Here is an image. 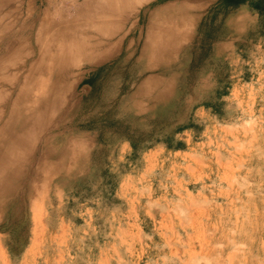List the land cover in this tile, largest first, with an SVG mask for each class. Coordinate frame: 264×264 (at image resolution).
<instances>
[{
    "label": "rangeland",
    "instance_id": "1",
    "mask_svg": "<svg viewBox=\"0 0 264 264\" xmlns=\"http://www.w3.org/2000/svg\"><path fill=\"white\" fill-rule=\"evenodd\" d=\"M33 1L37 12L21 32L25 49L37 53L34 36L40 29L51 33V16L54 25L59 18L71 20L60 24L63 33H75L77 43H84L70 56L64 41L58 44L42 31L45 60L41 53L39 61L26 60L30 67L40 63L34 82L58 75L65 82L41 88L47 92L38 94L51 99L40 100L38 106L50 108L40 115L27 108L36 90L25 89L24 116L35 117L21 118L22 144L31 148L22 146L20 166L6 184L21 198L14 205L4 199L0 209V264H264V0ZM152 42L173 55L152 53ZM51 57L66 68L47 70L44 62L53 64ZM165 60L175 67L168 64L170 70ZM116 67L119 77L108 79ZM167 69L165 74H177L161 78H175L168 94L174 105L155 113L128 87L142 85L148 70ZM138 71L142 76L135 81ZM116 82L119 89H106ZM111 96L114 107L107 110ZM122 98L126 110L117 108ZM129 99H138L146 112L128 110L136 106ZM57 135L60 143L78 141L62 142L64 151L47 162ZM7 139L19 142L13 134ZM70 148L84 156L72 159L66 151L67 162L79 167L65 175L61 166ZM11 154H0V160L9 161ZM26 187L32 192L22 197Z\"/></svg>",
    "mask_w": 264,
    "mask_h": 264
},
{
    "label": "bare ground",
    "instance_id": "2",
    "mask_svg": "<svg viewBox=\"0 0 264 264\" xmlns=\"http://www.w3.org/2000/svg\"><path fill=\"white\" fill-rule=\"evenodd\" d=\"M111 1V3H113L112 1L113 0H110ZM117 1V0H116ZM145 1V0H144ZM90 2V1H89ZM122 2V1H121ZM128 2L130 3V0H128ZM135 2H139L138 0L136 1H134L133 3L135 4ZM147 2V1H146ZM115 3V2H114ZM127 3V2H126ZM59 4V3H58ZM61 4V3H60ZM117 4V3H116ZM119 5H120V2H119ZM123 5V4H122ZM128 6V5H127ZM133 6V5H132ZM35 7H36V5H35V3H34V1L33 0H0V36L3 38V39H0V120L1 119H3L4 118V121L0 124V154H2V158L3 159H6L5 157L8 155V154H10V153H12L13 154V156L15 157V159H16V161H14L13 163L11 162L13 159H11V158H14L13 156H12V154L11 155H9L11 158V161H10V159H9V157H8V159H9V161L8 160H4V162H2L1 160V163L3 164V166L2 167H4V169L3 168H1L0 167V191L3 193L2 195L0 194V209H3L4 208V205L6 204V202L7 201H13V205L14 204H18V202H19V200H20V198L21 197H19L20 195H18L17 194V196H16V193L13 191V190H9V187H8V189L6 188L7 186H6V184H7V182H8V180H10V181H13V179H12V177H13V169L14 168H18L20 165V158L19 157H17L18 155H19V153H21L20 152V150H23V147L22 146H24V145H28L29 143H25V144H22L23 143V141H24V138H23V133H24V128H23V125L25 124L24 122H22L21 121V118H24L25 116H24V114L25 113H23V105H25V99H24V97L26 96L25 95V89H31V88H33V89H35L36 90V92H35V94L36 95H34V96H32L33 97V99L29 102V106L27 107V108H30L31 110H32V112H33V114L35 115V113H37V112H45V113H48L49 111H50V108L49 107H43V104L44 103H41L39 106H38V104L40 103V100L41 99H43L44 98V100H46V99H48V98H50L51 99V97H49V95H51V94H48V96H42V95H39L38 93L40 92V94H41V91H43V92H47V89H41V88H43V87H48V86H52V89L54 88V87H60L61 85H62V83L63 82H65V79H61V77H60V75H58L57 77H56V80L54 81V80H51V81H48V79H50L49 77H47V76H44V78L42 79V81L43 82H34L35 81V79H34V77H39L40 75V73H38V68L40 67V63H38V61L40 60H38V57H39V55H38V57H37V54H40L41 55V57L43 56L42 54H46V52H44L45 50H46V48H44L43 49V46L45 45V43H44V45H43V41H42V39H41V35L43 36V38H45L44 37V33L46 34L45 36H46V38H47V36H48V38L47 39H53V38H55V39H57V42H58V44L60 43L59 41H61L62 43H63V41H64V47H62V48H64L65 50H67V53L70 55V54H74V53H77L78 51L80 52V49L82 48H80V49H78L81 45H83V43L84 42H80L79 44L77 43V41H80V39H77L76 40V37H75V33H71V34H67V33H63V32H65V29H66V26H63V25H66L65 23H67L68 25H69V21H71V20H67V18L66 19H64V24L62 23V21H63V19H62V21H61V18H59L60 19V24L62 23L63 25H60L59 23H57L58 22V20L56 21V25H54V24H52L53 23V21H52V17L53 16H51V18H50V21H48V22H50V27H51V29H50V32L51 33H48V32H46V30H44V29H40V30H38V34L37 35H35L34 37V39H35V43H37V45H38V50H39V52H38V50H37V53H36V51L35 50H33V49H28V48H24V46L23 45H25L24 44V42H22L23 40V38H22V34H21V32H22V28H24V25H23V23L24 24H28L30 21H28L29 19H30V15L29 14H31V13H36L37 11H36V9H35ZM75 7V4H74V6H73V8ZM62 8V7H61ZM66 9H67V11L69 10L70 11V8L68 9L67 7H66ZM128 9V8H127ZM48 13V12H47ZM50 13V12H49ZM71 13V12H70ZM24 15H26L27 16V18L26 17H24ZM47 15V14H46ZM49 16V15H48ZM46 17V16H45ZM32 19V18H31ZM32 21H34V19L32 20ZM51 21H52V23H51ZM55 21V20H54ZM73 21V20H72ZM69 22V23H68ZM100 22H101V20H100ZM99 22V23H100ZM60 26H58V25ZM159 25H161V24H159ZM65 27V28H63V27ZM58 27V28H57ZM92 28H93V26H92ZM91 28V29H92ZM75 29V28H74ZM90 29V28H89ZM89 29H88V31H89ZM90 29V30H91ZM76 30V29H75ZM93 30V29H92ZM42 31H43V34H42ZM77 31V30H76ZM98 31V30H97ZM151 35V34H150ZM168 35V34H167ZM170 35V34H169ZM77 36V35H76ZM82 36V35H81ZM81 36H80V38H81ZM153 36H155V34L153 35ZM83 37V36H82ZM85 37V36H84ZM151 37V36H150ZM45 38V39H46ZM78 38H79V35H78ZM169 38V37H168ZM46 39V40H47ZM68 39V40H67ZM85 39V38H84ZM146 39H147V37H146ZM149 39V38H148ZM148 39H147V41H148ZM156 39H157V37H156ZM41 40V45H40V43H39V41ZM150 40V39H149ZM153 40V39H152ZM159 40V39H158ZM50 41V40H49ZM84 41V40H83ZM154 41H157V40H154ZM158 43H159V41H157ZM50 42H48V44H49ZM153 43V42H152ZM157 43V44H158ZM146 44H151V43H149V41H148V43H146ZM154 44V45H153ZM152 45V50H155V52L153 51L152 53H156V52H158L160 55H162V56H165V55H167V54H169V55H173V51H171V50H169L168 49V47H164L163 45L164 44H162L161 46H163L164 48H160V50L158 49V48H156L157 47V45H156V42H154ZM36 45V46H37ZM43 45V46H42ZM50 45V44H49ZM61 45V44H60ZM78 45V46H77ZM42 46V47H41ZM66 46V47H65ZM129 46V45H128ZM150 46V45H149ZM168 46V45H167ZM45 47V46H44ZM147 46H145V48H146ZM159 47H160V45H159ZM75 49H78V50H75ZM147 49V48H146ZM81 50H83V49H81ZM178 50V49H177ZM177 50L175 51V54H177ZM62 51V52H61ZM61 51H59V52H61V53H63V54H65V52L66 51H63V50H61ZM74 51H76V52H74ZM20 52H22V55L20 56ZM74 52V53H73ZM57 53V52H56ZM144 54V53H143ZM147 54V53H146ZM157 54V53H156ZM156 54H154V55H156ZM133 55V54H132ZM150 55V54H149ZM154 55H151L150 57L151 58H153V56ZM36 56V60H38V61H36V64H33V66L32 67H30V65H27V59L28 58H30L31 60L34 58ZM68 56V55H67ZM71 56V55H70ZM73 56H75V55H73ZM72 56V57H73ZM77 56H78V54H77ZM77 56H75V57H77ZM127 56H131V54H128ZM184 56H187L186 54L184 55ZM183 56V57H184ZM52 57H53V55H52ZM51 57V58H52ZM57 57V56H56ZM61 57H64V56H61ZM71 57V58H72ZM75 57H73V58H75ZM145 57H146V55H145ZM13 58H14V60H13ZM44 57H42V59H43ZM54 58H55V55H54ZM52 58L51 60H52V62H53V64H50L49 62H48V59H47V61H45L44 63H46V64H48V66L46 67L47 68V70H53V71H58V70H61V68L63 67H65L66 68V64H64L65 66H62V64H60L59 65V62L57 61V60H55V59H57V58H60V57H57V58ZM73 58L72 59H70V60H73ZM181 58H182V56H181ZM186 58V57H185ZM50 59V58H49ZM62 59H64V58H62ZM61 59V60H62ZM16 60H17V62H16ZM44 60H45V58H44ZM61 60H60V62H61ZM67 60V58L65 57V59H64V61H66ZM77 60V59H76ZM131 59L129 58V57H126L125 58V62H129ZM153 60V59H152ZM11 61V62H10ZM12 61H14L13 63H12ZM34 61V60H33ZM42 61V60H41ZM178 61H180V60H178ZM186 60H184L183 59V61H182V63L185 65V62ZM12 63V64H10V63ZM62 62H63V60H62ZM67 62V61H66ZM70 62V61H69ZM69 62H67V63H69ZM139 62H142L141 60H139ZM139 62H137V63H134V65L137 67V68H139L140 70H141V67H142V64H139ZM165 62H167L166 60H165ZM177 62V61H176ZM21 63V65H19ZM31 63H34V62H31ZM43 63V64H44ZM71 63V62H70ZM171 64L173 63V62H170ZM10 64V65H9ZM25 64L27 65V68H28V66H29V69H27L29 72H27V74H26V72L23 74V66H25ZM169 64V62H167L166 63V66ZM171 64H169V65H171ZM175 64L176 63H174V64H172V65H174V66H167V67H171V68H173V67H175ZM178 64V63H177ZM41 65H42V63H41ZM71 65V64H70ZM60 66H62L61 68H60ZM178 66H183V65H180V64H178ZM71 67V66H70ZM162 67H164V66H162ZM176 67H177V65H176ZM184 67V66H183ZM62 68V69H63ZM151 68H152V66H151ZM170 68V70H172ZM188 67H186V69H187ZM163 69H165V68H163ZM27 70H25V71H27ZM169 69H167L166 71L164 70V72H162V73H160V74H158V72L159 71H153V72H151V70H150V72H149V70L147 71L149 74H147V72H145L146 74H147V77H143L144 79V82H142L143 84L142 85H135L136 84V82H135V84H134V86L133 85H130V87H128V89H133V90H130V94H132V95H134V98H138V99H140V98H145V99H147L148 101H149V105H150V108L156 113V112H158V113H161V112H163V113H166V111H169L172 107H173V105L174 104H172L171 102L173 101V103H174V99H173V97L174 96H169L168 94L169 93H171L172 91L171 90H173V89H171V87H172V85H175V78L173 77V76H177V74H175V75H173L172 73H170V74H165V72H167ZM179 70H180V68H179ZM183 71V70H182ZM187 71V70H186ZM34 72H36V74L34 73ZM139 72V71H138ZM142 71H140L139 73H138V76H136V75H134L133 77H135L136 78V80L135 81H137V78H138V81H139V79H140V76H142V73H141ZM170 72V71H169ZM172 72V71H171ZM179 72V71H178ZM184 72V71H183ZM141 73V74H140ZM144 73V72H143ZM150 73H152V74H150ZM168 73V72H167ZM176 73V72H175ZM180 73V72H179ZM145 74V75H146ZM181 74V73H180ZM148 75H149V77H148ZM165 75H173V76H171V77H167L166 76V78H165V80H166V82H169V80L171 81L170 83H166L165 81H164V79L162 80L161 78H162V76L163 77H165ZM5 76V77H4ZM175 76V77H176ZM7 77V78H6ZM114 77H119L118 75H117V67L114 69V72H113V74L112 75H110V77H108V79H110V78H114ZM173 78V82H174V84L172 83V79ZM180 78H182V74H181V77ZM33 79H34V81H33ZM142 79V78H141ZM142 80V81H143ZM140 83H141V80H140ZM176 83H177V81H176ZM176 86H178V85H176ZM38 87H40V89H37ZM164 87V88H163ZM49 88V87H48ZM106 89H119V85H118V82H116V83H114V84H107V87H106ZM177 89V88H176ZM34 90V91H35ZM46 90V91H45ZM52 91V90H51ZM42 92V93H43ZM54 92V91H53ZM115 93H116V91H114ZM15 93H17V95H15ZM129 93H127V95H129ZM172 93H174V92H172ZM171 93V94H172ZM44 94V93H43ZM46 93H45V95H47ZM170 94V95H171ZM176 94V93H175ZM168 95V96H167ZM42 96V97H41ZM114 97V96H113ZM171 97V98H170ZM105 98V97H104ZM167 98V99H166ZM128 99V98H127ZM138 99H134V100H132V99H129V100H131L132 101V103H135L136 104V106H135V109H132L131 108V104H130V106H127V107H129V109L128 110H130V111H134V112H136V113H138V114H142V113H144V112H146V110H144V107H142L141 105H139V104H137V100ZM170 99H173L172 101H169ZM7 100V101H6ZM4 101V102H3ZM42 101V100H41ZM47 101V100H46ZM49 101V100H48ZM47 101V102H48ZM53 101H54V99H53ZM168 101H169V103H168ZM50 102V101H49ZM48 102V103H49ZM114 100L112 99V96L109 98V100H108V102L107 103H105L104 104V106H103V108H105V109H107V110H110L112 107H114ZM46 103V102H45ZM124 103H126L127 104V100L126 99H124V98H122V102L121 103H118L117 105V108L119 109V110H122V109H125L126 110V108L124 107ZM131 103V102H130ZM170 103H171V105H170ZM33 104H35L34 105V107L35 106H38L37 108L35 107V109H33ZM128 105H129V103H128ZM27 106V105H26ZM26 108V109H27ZM75 108H76V105H74L73 107H71L70 109H72V112H73V110H75ZM23 109V110H22ZM30 110V111H31ZM165 110V111H164ZM26 111V110H25ZM28 111V110H27ZM68 111V110H67ZM148 111V110H147ZM71 112V111H70ZM22 113V114H21ZM28 113H31V112H27L26 114H28ZM148 113H149V111H148ZM157 113V114H158ZM37 114H39V113H37ZM66 114H67V112H66ZM40 115V114H39ZM45 116H46V114H45ZM31 117V116H30ZM33 117H35V116H32L31 118H33ZM43 117V116H42ZM25 118H27V119H30V121H31V118H29V115L28 116H26ZM25 118H24V120H25ZM39 118V117H38ZM176 119V118H175ZM23 120V119H22ZM116 120H117V116H116ZM21 121V122H20ZM247 124V123H246ZM249 124V123H248ZM50 127V126H49ZM48 127V128H49ZM51 128H52V126H51ZM54 128H56V126H54ZM64 129H66V127L64 128ZM64 129L62 130V131H64ZM27 130H29V129H27ZM49 130H51V129H49ZM33 131V130H32ZM52 131H53V129H52ZM56 131V130H55ZM58 132H60V131H58ZM9 134H13L14 136H16L17 137V140L19 141L18 142V144H10L9 143V141H8V139H7V136L9 135ZM60 134V133H59ZM54 135H56V134H54ZM67 136V135H66ZM73 136V135H72ZM52 137V136H51ZM69 137V136H68ZM68 137L66 138V139H68ZM45 138H47V136H45L44 137V139ZM48 138H49V136H48ZM64 138H65V136H64ZM72 139H73V137H71ZM70 138V139H71ZM54 139H55V141H54ZM54 139L52 138V143L51 144H53L52 146L50 145L49 147V151H47L46 153H45V157L46 158H44L43 156H44V154H43V156H42V158L40 159L42 162H43V158L44 159H46L45 161H47V162H49V161H54V160H52L53 158H52V156L51 155H53V154H55L56 152H57V154L59 153V152H63L61 149L62 148H60V150H59V147H60V145H61V143L62 142H67L68 144H69V142H71V140L70 139H68V141L67 140H61L62 142L60 143V138L58 137V135L57 136H55L54 137ZM59 139V140H58ZM62 139V138H61ZM47 140V139H46ZM59 141V143H58V141ZM79 140H80V138H79ZM48 141L50 142V140L48 139L46 142H44V143H47V145H48ZM73 141H78V140H75V138L73 139ZM83 141V140H82ZM65 142V144L67 145V143ZM57 143L59 144V146L57 147ZM77 143V142H76ZM77 144H79V143H77ZM81 144V143H80ZM96 144V143H95ZM26 145V147H28ZM46 145V144H45ZM42 146V145H41ZM77 146V145H76ZM26 147H24V149L26 148ZM30 148H31V145L29 146ZM27 148V149H30V148ZM70 147V146H69ZM81 147V146H80ZM17 148V149H16ZM45 148V147H44ZM64 148H66L65 146H64ZM86 148V147H85ZM17 150V152L15 153V151ZM48 149V148H47ZM68 149V148H67ZM65 150V152L67 151H71V148H70V150ZM75 149V148H74ZM11 150V152L9 153V151ZM82 151L84 150V148L83 149H81ZM85 152H86V155H88L87 154V151L86 150H84ZM65 153V155H64V153L62 154V155H64L65 157H67V155H68V153ZM73 152V153H72ZM75 152H77V151H75ZM74 151H71V154H73L72 155V157L74 156L75 157V155H76V157L77 156H79V154H80V152L78 151L77 153H75ZM79 153V154H78ZM60 154V155H61ZM78 154V155H77ZM85 154V153H84ZM59 155V154H58ZM59 156V158L61 159L62 157H63V160L65 159L64 158V156ZM81 155V154H80ZM54 156V158H55V156H56V154L55 155H53ZM84 155H83V153H82V155L80 156V157H83ZM58 157V156H57ZM71 157V158H72ZM72 158V159H75V158ZM59 158H57V159H59ZM77 158H79V157H77ZM14 159V160H15ZM20 159V160H19ZM80 159V158H79ZM39 160V161H40ZM62 160V161H63ZM60 161V160H59ZM59 161L57 162V163H59ZM61 161V162H62ZM65 162H67L68 161V157L66 158V160H64ZM64 161H63V163H64ZM69 161H70V159H69ZM72 161V160H71ZM74 161V160H73ZM24 161L22 160V163H23ZM31 162V161H30ZM42 162H41V164H42ZM75 162V161H74ZM77 162V161H76ZM75 162V165H74V163H65L64 164V166H61V167H63L65 170H64V172H66V174L65 175H68L69 173H70V170H74L75 169V167L77 166V163ZM12 163V164H11ZM44 163V162H43ZM52 163V162H51ZM62 163V164H63ZM41 164H39V162H38V168H39V165H41ZM44 164H46V163H44ZM61 164V165H62ZM79 164V163H78ZM34 165H37V163L36 164H34ZM1 166V165H0ZM46 166V165H45ZM45 166H43L44 168H45ZM59 166H60V164H59ZM53 166H49V168H52ZM56 168H55V170L57 171V173H58V170H59V168H58V165L56 164V166H55ZM77 167H79V166H77ZM76 167V168H77ZM37 168V167H36ZM48 168V171L50 170ZM43 168L41 167L40 168V170H42ZM68 169V170H67ZM37 171H38V169H36ZM37 171H36V174H38L37 173ZM44 171H46V172H44L45 174H47L48 172H47V170H45L44 169ZM52 171H53V169H52ZM60 171V170H59ZM62 171V170H61ZM49 172H51V171H49ZM69 172V173H68ZM43 173V172H42ZM52 173V175L55 173L54 171L53 172H51ZM41 174V173H40ZM60 174V173H59ZM64 174V173H63ZM55 175H57V174H55ZM36 176V175H35ZM43 176H44V174H43ZM38 176H36V178H37ZM66 177V176H65ZM34 178V177H33ZM12 179V180H11ZM41 179H42V177H41ZM36 181V180H35ZM46 181H48V180H46ZM40 182H42V185L43 186H45L44 184V180L43 181H41L40 180ZM39 183V182H38ZM38 183H34V181H33V186H35L34 184H36V186H37V184ZM41 185V184H40ZM40 185H39V188H40ZM42 186V187H43ZM3 188H4V190H3ZM33 188V190H34V187H32ZM36 188H38V187H36ZM35 188V189H36ZM38 188V189H39ZM43 190V189H42ZM44 190H45V188H44ZM43 190V191H44ZM36 192H38V195H39V191L38 190H35ZM46 191V190H45ZM5 192V193H4ZM30 192H32L31 191V187H29V188H25L24 189V192H23V195H22V197H28V195L27 194H30ZM36 192H35V194H36ZM25 193H26V195H25ZM57 193V192H56ZM43 194H45V192L43 193ZM42 193H41V195H43ZM58 194V193H57ZM33 196H35V195H33ZM58 195H56V197H57ZM60 197V196H59ZM7 198H9L7 201H5L4 199H7ZM16 198V199H15ZM4 200V201H3ZM21 203H22V201H21ZM8 213H12V209H11V212H8ZM180 213V212H179ZM183 212H181V214H182ZM9 215V214H8ZM11 215V214H10ZM14 215V214H13ZM17 215V214H16ZM15 219V218H14ZM10 222V221H9ZM11 223V222H10ZM229 257V256H228ZM229 259H230V257H229ZM232 259V258H231ZM231 261V260H230ZM230 263V262H229Z\"/></svg>",
    "mask_w": 264,
    "mask_h": 264
}]
</instances>
